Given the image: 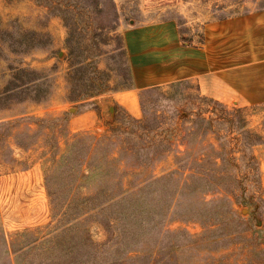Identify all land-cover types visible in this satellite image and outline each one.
I'll return each instance as SVG.
<instances>
[{
    "label": "rangeland",
    "instance_id": "obj_1",
    "mask_svg": "<svg viewBox=\"0 0 264 264\" xmlns=\"http://www.w3.org/2000/svg\"><path fill=\"white\" fill-rule=\"evenodd\" d=\"M67 3L68 20L77 22L69 39L74 60L87 53L97 77L128 87L71 100L91 89L94 71L87 68L78 79L81 71L72 72L78 65L70 70L67 28L58 14L65 1L0 0V264H264V103L219 98L210 77L137 88L123 37L170 23L180 46H196L205 40L208 23L264 11V0ZM91 3L95 14L86 11ZM90 21L116 27L96 29L91 37ZM31 29L43 35H24ZM116 34L122 36L130 80L120 73L124 56ZM165 35L144 37L141 47L156 49L149 60L180 64L178 53L160 48L173 40ZM147 60L134 66L137 72ZM31 78L40 89L28 83ZM141 97L150 122L134 128L127 122L141 116ZM119 129L122 134L133 129L136 136L132 153L119 163L120 178L124 185L150 184L143 197L151 210L106 233L97 222L100 211L73 223L66 185L74 177L51 171L63 167L54 161L74 135ZM173 170L182 178L195 170L206 177L192 179L169 198L172 184L153 178ZM131 229L134 237L120 232Z\"/></svg>",
    "mask_w": 264,
    "mask_h": 264
},
{
    "label": "trees",
    "instance_id": "obj_2",
    "mask_svg": "<svg viewBox=\"0 0 264 264\" xmlns=\"http://www.w3.org/2000/svg\"><path fill=\"white\" fill-rule=\"evenodd\" d=\"M55 1H58L60 5L65 1V4L63 6L64 8L60 9L58 11V14L62 16L64 25L67 28L65 41L68 48L70 70L71 66L73 67V65L75 64L78 65L76 66V68H72V72L75 69H79L81 71L78 79L84 77V70H86L87 68H91V71H94L89 78L92 86L89 88L91 89L84 94L78 95L77 97L74 95H70V99H84L89 96H95L96 93L105 89H119L120 87H128V84H124L126 82H123L122 85L118 87L109 86L110 84L106 82V80L108 81V78L101 79L99 78V76L97 77L95 72H98V69L92 66V57L87 53H81L78 55L76 54L78 58H75L76 60H74V55L72 53L73 45L69 42V39L73 36L74 32L77 29V22L68 20L69 15H67V0H52V3ZM90 9L93 11L91 12ZM88 10L91 14H95V12L97 11L92 3L86 9V11ZM113 15L115 16V18L117 16L118 19V13L116 14V12L113 11ZM88 24H90L89 27L91 37H93L96 29H107L111 27V29L114 30L116 27L115 24H111L109 23V21L106 23H94L90 21ZM2 31L3 30H0V33H2ZM26 34H33V36H36V38L43 35L42 32L36 31L35 29L25 30L24 35ZM116 36L119 41V52L124 56V74L123 72L120 73L123 79L126 78L125 80H130L131 75L129 74V67L125 56V50L122 46V36L121 34H116ZM29 71L36 72V69L32 68ZM35 79L36 78H31L30 80H28V83H31L32 86H34V90H38L40 89V83H35ZM97 80H99V82L95 85V82H97ZM73 91L74 85H70L68 92L71 94L73 93ZM140 106L142 111L141 116L138 118L130 116L127 122V124L131 127L133 125L134 128L136 126L143 127L149 125V112L147 111L148 108L143 97L140 98ZM233 109L236 111H241L243 110V107H235ZM122 133V130L119 129L114 132L104 133L100 136H96L91 133L76 134L66 142L64 152H62L60 156L54 161V164L57 165V168H59L58 166L63 167L56 172H53L52 170V174H56L60 177L66 176L74 178L76 177L80 179V182H77L74 178H71L69 184L66 185L68 187V191H72V196L70 197V206L74 213L73 223H75V221L79 218H81L82 220L88 219L90 217L95 218L97 213L100 211L102 218L101 220H97V222L102 225L104 230H107L105 232H118L113 230L112 228H119L121 222L125 220L127 221V219L129 218L137 219V217L141 215L142 212L151 210V203L149 199L147 197H143V188L146 186L150 187V184H145L142 186H133L129 184L124 185L120 178L119 163L128 155V153H132L134 143L133 139H135L136 137L133 129H129L128 131H126V134ZM178 157L179 156L176 154V160ZM205 177L206 176L204 172L195 170L182 178L179 174H177V172L173 170L161 174L158 177H154L153 180L158 183H164V181H168L169 183H171L173 189L169 188V193L171 194L169 198H172L173 196L176 197V195H178L182 191V185L185 186V184L189 183L192 179H204ZM97 182L99 183L97 184ZM46 186H48V193L51 194L49 185L46 184ZM171 202L169 201L168 206ZM100 207L102 209H99ZM76 225H78V222H76ZM120 232L124 235H131L133 237L134 234H136V232L132 229L130 230V232H127L126 230H120Z\"/></svg>",
    "mask_w": 264,
    "mask_h": 264
},
{
    "label": "crops",
    "instance_id": "obj_3",
    "mask_svg": "<svg viewBox=\"0 0 264 264\" xmlns=\"http://www.w3.org/2000/svg\"><path fill=\"white\" fill-rule=\"evenodd\" d=\"M161 25L143 26L136 38L135 34L124 33L137 88L190 77L200 80L210 77L216 82L214 88L219 98H242L246 103H264V11L208 23L205 40L196 46H180L176 41L178 33L172 24ZM150 30L156 33H150ZM160 33L166 34V38H173L174 41L160 48L178 53L180 64L149 60L153 59L150 54L155 53V48L143 49L140 41ZM145 60L148 66L137 72L134 66ZM160 64H166V69H154Z\"/></svg>",
    "mask_w": 264,
    "mask_h": 264
}]
</instances>
